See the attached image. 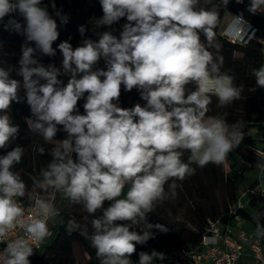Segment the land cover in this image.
I'll return each mask as SVG.
<instances>
[{"label":"clouds","instance_id":"9594fccd","mask_svg":"<svg viewBox=\"0 0 264 264\" xmlns=\"http://www.w3.org/2000/svg\"><path fill=\"white\" fill-rule=\"evenodd\" d=\"M229 2L99 0L98 24L106 30L96 31V39L85 38L88 29L80 25L78 46L65 40L54 48L59 25L43 0H0L3 31L24 37L18 67L0 66V264H31L34 247L52 234L49 222H64L49 190L92 217L91 230L75 217L67 227L90 242L99 264H133L136 246L154 239L153 229L169 231L149 223V214L175 198L177 181L194 175L197 167L224 163L245 137L243 121L229 123L227 112L208 115L213 96L216 107L224 109L240 100L244 89L221 71L218 54L219 10ZM51 7L60 24H67L68 14L54 0ZM246 10L264 13V0H249ZM122 19L114 35L112 26ZM242 19V14L233 17ZM57 51L59 66L42 62ZM252 75L264 88V64ZM134 88L145 103L121 107L122 90ZM23 102L30 109L28 129L53 144L47 150L39 143L32 148L51 158L32 180L38 191H30L16 170L25 148L17 143L20 125L11 111ZM58 133L64 138L57 139ZM255 168L264 180V157ZM260 192L264 195V188ZM253 220L255 234L264 237V211ZM138 255V264L166 259L155 249Z\"/></svg>","mask_w":264,"mask_h":264},{"label":"trees","instance_id":"16d2710c","mask_svg":"<svg viewBox=\"0 0 264 264\" xmlns=\"http://www.w3.org/2000/svg\"><path fill=\"white\" fill-rule=\"evenodd\" d=\"M43 2L48 5L49 13L57 19L59 25L60 35L53 44L54 48L65 40H69L73 47L79 44L82 40L78 31L80 25H84L88 29L85 38L96 39V31L106 30L98 24L99 18L103 15L99 0H54L56 8L62 9L64 13L68 14L69 21L67 24H60L59 19L55 16V11L51 7L53 0H43ZM213 2L219 3L220 0H213ZM228 8L229 6L220 8L219 23L215 29L216 39L221 45L218 54L223 57L221 71H227L233 75L235 83L238 86L243 84L244 89L241 99L224 109L216 107L217 100L213 96L208 115L227 112L229 123L243 121L244 140L237 149L231 152L235 163L230 166L229 170L225 171L224 163L220 165L210 163L204 168L197 167L194 175L176 182L178 187L175 198L166 200L148 216L149 223L153 225L164 224L169 231L161 233L153 229L155 238L150 239L144 245H137L136 253L132 255L131 259L139 258L138 254L141 251L150 253L151 250L155 249L164 253L175 246L198 247L206 230L207 219L228 223L233 218L230 211L243 187L245 173L248 169H256L255 162L263 157L259 154V149L264 147V88L256 86L252 70L264 64V44L257 39H252L246 44L233 43L223 37L219 33V29L223 24ZM13 16L21 23L24 22L18 14H13ZM7 19L8 17H5V22ZM124 23L125 20L122 19L118 24L112 26L111 30L114 35H119L120 28ZM260 24L264 26L263 21ZM23 40V36L3 31L2 25H0V47L3 49L0 52V66L5 68L18 67ZM213 52L215 53V49ZM58 54L59 51L55 57L45 56L42 58V62L45 64L54 62L58 66ZM99 67H104L103 60H101ZM13 77L18 78L15 77V72H13ZM83 103L84 100L78 102L80 114L84 112ZM137 103L143 105L145 102L140 98V93L135 88L130 92L122 90L121 107L131 108ZM11 114L15 123L20 125V137L17 143L25 148V155L22 157V162L16 165V170L21 173L30 191H38L33 189L32 180L39 178L40 170L47 166L51 158L48 155L40 156L33 152L32 148L39 143L47 150L53 144H46L41 137L28 129L25 118L30 116V109L26 102L13 104ZM251 129H256L260 137L250 133ZM14 146L12 145V147ZM3 154L4 150H0V155ZM187 155L185 153V160H187ZM193 167L196 166L193 165ZM258 185L259 180L256 179L247 187L254 191L252 193V208L241 210L238 213L247 225L255 223L253 215L259 210L263 201V196L257 189ZM27 202L28 200L25 198V203ZM57 208L60 210L64 222L60 223L59 218L53 222V235L49 241L45 242L41 253L35 257V264H99L95 249L91 247L90 242L78 231L70 233L67 227V221L75 217L81 226L88 225L89 230H91L92 217L88 215L89 217L85 218L80 205H74L62 196ZM99 214L97 213V215ZM140 228H144V225H141ZM77 252L83 254L84 262L77 260Z\"/></svg>","mask_w":264,"mask_h":264},{"label":"built area","instance_id":"2783aa9c","mask_svg":"<svg viewBox=\"0 0 264 264\" xmlns=\"http://www.w3.org/2000/svg\"><path fill=\"white\" fill-rule=\"evenodd\" d=\"M249 0L244 3H236L230 0L226 20L223 21L219 33L233 43H249L252 39H257L264 44V13L252 15L246 9ZM243 15L242 20H233L236 15ZM261 20L260 22H258ZM254 30V31H253ZM259 154L264 157V147L259 149ZM225 163L229 166L235 163L234 157L230 153ZM260 188H264L261 178H258ZM260 188L257 189L260 191ZM249 188L241 189L237 201L234 203L230 214L233 218L228 223L220 220L207 219L205 233L198 247L190 248L186 246H175L164 252V261H155V264H264V237L255 234L256 223L247 225L245 220L238 215L239 211L247 210L252 203V193ZM261 193V192H260ZM49 195L54 196L55 204L57 195L49 190ZM258 211H264V195ZM29 201L25 203L27 206ZM31 209H29L30 213ZM237 220V222H236ZM241 220V224H238ZM246 223V224H243ZM247 225V226H246ZM53 221L49 222L51 235L45 241L34 247L35 254L30 257L31 262L41 253L45 242L49 241L53 235ZM22 233H13L20 235ZM3 245H0L2 247ZM133 264H138L139 258L132 259Z\"/></svg>","mask_w":264,"mask_h":264},{"label":"rangeland","instance_id":"374dc122","mask_svg":"<svg viewBox=\"0 0 264 264\" xmlns=\"http://www.w3.org/2000/svg\"><path fill=\"white\" fill-rule=\"evenodd\" d=\"M226 18L227 17H225L224 21L226 20ZM58 58H59V61H61V55H60V53L58 54ZM82 114H84V112ZM250 133H252L254 136L260 137V135L258 134V132H257L256 129H251L250 130ZM61 137L63 139L64 134L63 133H58L57 139H60ZM224 168H225V171H227V170H229L230 166L227 165L224 162ZM258 178L259 177L257 175V169H248L246 171V173H245V178H244V183H243V187L242 188L243 189L247 188L252 182H254ZM261 181H262V183H264V180L261 179ZM60 197H61V195L58 194L57 195L56 207L58 206V204L60 202ZM252 205H253L252 203L250 205H248L247 210H250L252 208ZM84 215H85V218H88L89 217L88 214H86L85 212H84ZM236 222H237V220H236ZM241 222H243V221L238 220V224H241ZM243 224H246V223H243ZM77 260L80 261V262H84L85 261L84 256H83V254L81 252H77ZM35 262H36V259H34L32 261V264H35Z\"/></svg>","mask_w":264,"mask_h":264},{"label":"crops","instance_id":"0c3cea01","mask_svg":"<svg viewBox=\"0 0 264 264\" xmlns=\"http://www.w3.org/2000/svg\"><path fill=\"white\" fill-rule=\"evenodd\" d=\"M79 44H80V43H79ZM79 44H77L76 46H78ZM76 46H75V47H76ZM75 47H74V48H75ZM61 59H62V57H61ZM59 64H60V61H59V58H58V66H59ZM99 65H100V63H99ZM99 65H98V66H99ZM63 80H64L65 83H67L68 77H67V76L63 77Z\"/></svg>","mask_w":264,"mask_h":264}]
</instances>
